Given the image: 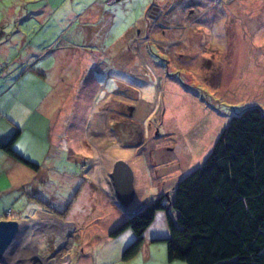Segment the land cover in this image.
Wrapping results in <instances>:
<instances>
[{"label": "rangeland", "instance_id": "1", "mask_svg": "<svg viewBox=\"0 0 264 264\" xmlns=\"http://www.w3.org/2000/svg\"><path fill=\"white\" fill-rule=\"evenodd\" d=\"M70 44L88 55V69L68 56ZM38 69L58 97L51 109L64 111L63 131L44 139L39 161L29 159L37 170H17L2 194L0 218L27 223L4 262L29 253L27 241L43 230L29 264H185L167 260L160 219L139 254L122 260L135 237L120 227L140 207L117 204L108 174L115 160L128 163V152L140 161L134 202L169 198L233 115L251 106L264 113V0H0V84L27 72L5 92L7 110L25 108ZM69 115L75 131L67 132ZM42 218L51 219L47 228L28 224ZM61 218L76 231L53 263L42 258L66 226L54 222Z\"/></svg>", "mask_w": 264, "mask_h": 264}, {"label": "trees", "instance_id": "2", "mask_svg": "<svg viewBox=\"0 0 264 264\" xmlns=\"http://www.w3.org/2000/svg\"><path fill=\"white\" fill-rule=\"evenodd\" d=\"M18 137L17 129L0 141V150L37 170L36 163L23 159L14 149ZM139 207L131 213L129 224L120 227L130 226L136 231L135 239L123 250L124 261L139 252L144 229L157 212H163L170 262L264 264L261 108L251 106L233 115L202 165L177 182L171 197L163 195Z\"/></svg>", "mask_w": 264, "mask_h": 264}, {"label": "crops", "instance_id": "3", "mask_svg": "<svg viewBox=\"0 0 264 264\" xmlns=\"http://www.w3.org/2000/svg\"><path fill=\"white\" fill-rule=\"evenodd\" d=\"M74 45L75 44H70V49L67 50L69 53L68 56L70 58L73 56L74 58H76L79 61L77 64L78 67L76 66L77 68H84L85 70L88 69V67L90 66L89 65L90 62L88 60V55L83 51L72 50V49H75ZM83 56L86 57V61L84 60L81 62V60L84 59ZM63 73H64V69H62V67L60 66V70H58V78ZM6 74H7V72H2L0 74V78L5 77ZM26 74H27V72L23 71L21 73L22 78L17 79V82L14 85L10 86L9 88H5L6 86L0 84V112H1V114H0L1 115V117H0V141L7 140L18 129L19 130V137L17 138V140L14 144V149L23 159H26V160L31 159L33 161H39L38 156L41 155L42 149L44 148V143H43L44 139L48 138V137H52V139L54 140L55 137L57 138V136L62 134L63 130H59V127L63 123V119L65 118V115H63V113H64L63 110L55 111V110H52L50 107V99L54 96H55L54 98H58V97H57V94H54V95L50 94V92L47 90V78H46L47 74L44 73L43 69H38L37 71L30 72L31 79L33 80L35 86L32 87V89H30L27 98L23 101V103H25V108H23L22 111H20V112L13 111L12 112L10 110H7L4 107L3 100L6 98L5 96L7 94L5 92H10L14 88V86L16 84H18L21 79H23V77ZM0 82H2V81H0ZM53 111H54L55 116H57V118L55 120L50 119V115ZM69 117H70V115L66 119L69 122V126L67 127L68 128L67 132L70 130L75 131L73 121ZM61 129H63V127H61ZM127 153L128 152H126L124 154H125V157L128 159L129 166L131 167L132 171L134 172V183H136V182H138L136 176H138V175H139V177L141 176L139 165H138V163L140 161L132 160L131 158L126 156ZM33 161H31V162H33ZM25 168H26V166L24 164H22L20 161L14 159L10 155H8V154H6L0 150V201H1V197H3L2 194L10 191V189L12 187L10 185V181L15 180L17 178V175H16L17 170L23 172L25 170ZM135 174H137V175H135ZM92 181L94 182L93 178H92ZM2 182L6 183L5 187H2ZM14 186L16 187L15 184H14ZM20 187H21V185H20ZM104 192L107 193L108 192L107 189H106V191L104 190ZM112 195H111V193H109L110 197H112ZM5 204L6 203L0 205V207L1 206L4 207ZM142 204L143 203H141V202H137V203L134 202L133 207H138ZM132 209L133 208H130V209H128V211L132 210ZM154 216L155 217L153 219V222L151 221V223L143 231L142 242H143V239L145 238L147 231L151 232V230L156 229V226L154 224V221L156 219L165 220V214L163 212H157ZM61 219L62 220L54 219V222L57 221L58 224L60 222L66 226L65 227L63 226L64 229L62 232L57 231L59 234L55 233L57 240L52 241L53 243L50 246H53V247L42 258L44 260L48 259V257L49 258L54 257V255L56 254L55 253L56 248L59 247L63 243L66 244L69 240L70 234H72L73 232L76 231L73 228L74 225L70 222V220H66L65 218H61ZM128 219H130L129 216L127 217V219L125 221V226L129 224L127 222ZM0 220L17 221L20 224V227H22L24 224H27L25 222H20V220L17 219L16 217L15 218H8V219H6V217H3V218H0ZM50 221H51V219L42 218V219L35 221V222L34 221L28 222V224H30L31 226L36 224L37 225L36 229H38V228L44 229V228H47L49 226V224H47V223ZM43 222H46V223L44 224ZM165 222H166V220H165ZM57 223H55V224H57ZM130 229L134 232L133 233L134 237H136V231L132 227ZM42 231H40V235H38L36 237L34 244H32L31 241L30 242L27 241L26 248L28 247V249L31 250L29 253L23 252L21 258H19L17 260L14 259L13 261L9 262L8 264H29L28 261H30L31 258H34V257H32V255L35 253V250H33V249L35 247V243L38 242L37 239L42 235V233H43ZM168 235H169L168 233L165 235V240H164L167 257L169 254L168 245H167ZM151 242H161V241L159 240V238L153 237V238H151ZM141 246H140V249H141ZM35 249H36V247H35ZM52 252L54 253L53 256H52ZM139 252H140V250H139ZM139 252L136 255H138ZM62 256H63V259H66L64 255H62ZM55 259H57V258H55ZM49 260L53 261V263L55 261L54 259H49ZM4 264H7V263H4Z\"/></svg>", "mask_w": 264, "mask_h": 264}, {"label": "water", "instance_id": "4", "mask_svg": "<svg viewBox=\"0 0 264 264\" xmlns=\"http://www.w3.org/2000/svg\"><path fill=\"white\" fill-rule=\"evenodd\" d=\"M113 187V196L122 209H128L134 203V174L129 164L116 160L108 174ZM20 224L14 220H0V263H5V254L18 237Z\"/></svg>", "mask_w": 264, "mask_h": 264}, {"label": "flooded vegetation", "instance_id": "5", "mask_svg": "<svg viewBox=\"0 0 264 264\" xmlns=\"http://www.w3.org/2000/svg\"><path fill=\"white\" fill-rule=\"evenodd\" d=\"M128 144H129V143H127L126 145H128ZM130 144H131V143H130ZM110 189L113 191V187H112V185H111V188H110ZM138 207H139V206H138ZM135 209H137V208H135ZM56 255L58 256L57 253H56ZM56 255H54V257H52V258H50V259H54V260H56V259H55V256H56ZM56 258H57V257H56ZM54 263H56V262L54 261Z\"/></svg>", "mask_w": 264, "mask_h": 264}, {"label": "built area", "instance_id": "6", "mask_svg": "<svg viewBox=\"0 0 264 264\" xmlns=\"http://www.w3.org/2000/svg\"><path fill=\"white\" fill-rule=\"evenodd\" d=\"M107 1H108V3H112V2H115L117 0H107Z\"/></svg>", "mask_w": 264, "mask_h": 264}, {"label": "bare ground", "instance_id": "7", "mask_svg": "<svg viewBox=\"0 0 264 264\" xmlns=\"http://www.w3.org/2000/svg\"><path fill=\"white\" fill-rule=\"evenodd\" d=\"M108 160H110V159H108ZM110 164H111V163H110ZM110 164H109V165H110ZM109 170H110V169H109ZM32 248H33V247H32ZM33 250H34V249H33Z\"/></svg>", "mask_w": 264, "mask_h": 264}]
</instances>
